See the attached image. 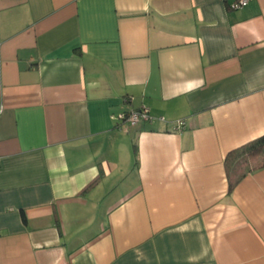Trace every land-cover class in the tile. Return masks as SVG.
I'll list each match as a JSON object with an SVG mask.
<instances>
[{
  "label": "crops",
  "instance_id": "crops-1",
  "mask_svg": "<svg viewBox=\"0 0 264 264\" xmlns=\"http://www.w3.org/2000/svg\"><path fill=\"white\" fill-rule=\"evenodd\" d=\"M234 1L0 0V264H264V168L224 164L264 135V0Z\"/></svg>",
  "mask_w": 264,
  "mask_h": 264
},
{
  "label": "trees",
  "instance_id": "trees-1",
  "mask_svg": "<svg viewBox=\"0 0 264 264\" xmlns=\"http://www.w3.org/2000/svg\"><path fill=\"white\" fill-rule=\"evenodd\" d=\"M230 7L232 8V5H230ZM252 153L254 155L257 153L258 155H261L259 164L246 165L245 168H242L239 171L238 176H236L234 179H230V177H228L229 190H232L236 186L238 181L245 175L247 171L264 168V135L253 139L237 148H234L227 153L224 160L227 174L232 169L236 171L242 163H247L248 158Z\"/></svg>",
  "mask_w": 264,
  "mask_h": 264
},
{
  "label": "built area",
  "instance_id": "built-area-1",
  "mask_svg": "<svg viewBox=\"0 0 264 264\" xmlns=\"http://www.w3.org/2000/svg\"><path fill=\"white\" fill-rule=\"evenodd\" d=\"M250 0H235L231 5L232 8H239L245 6ZM121 119L131 126L136 125L140 121L149 119V115L145 109L132 110L126 114L121 115ZM162 119V118H161ZM185 122L183 120H178L176 122V128L184 127Z\"/></svg>",
  "mask_w": 264,
  "mask_h": 264
},
{
  "label": "rangeland",
  "instance_id": "rangeland-1",
  "mask_svg": "<svg viewBox=\"0 0 264 264\" xmlns=\"http://www.w3.org/2000/svg\"><path fill=\"white\" fill-rule=\"evenodd\" d=\"M259 160H257V157L254 158V157H251L248 159V162L247 163H242L238 168H245L246 165H256V164H259L258 162Z\"/></svg>",
  "mask_w": 264,
  "mask_h": 264
}]
</instances>
